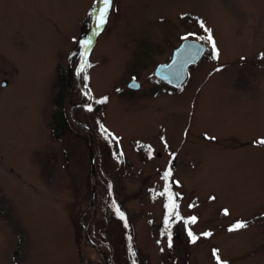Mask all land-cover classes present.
<instances>
[{"label": "rangeland", "instance_id": "rangeland-1", "mask_svg": "<svg viewBox=\"0 0 264 264\" xmlns=\"http://www.w3.org/2000/svg\"><path fill=\"white\" fill-rule=\"evenodd\" d=\"M102 7L0 0V264H264V0H113L97 30ZM185 39L210 49L170 90ZM169 169L189 222L166 236Z\"/></svg>", "mask_w": 264, "mask_h": 264}, {"label": "water", "instance_id": "water-1", "mask_svg": "<svg viewBox=\"0 0 264 264\" xmlns=\"http://www.w3.org/2000/svg\"><path fill=\"white\" fill-rule=\"evenodd\" d=\"M204 51L205 47L196 41H183L174 50L172 59L168 64L157 66L154 72L155 76L174 88L180 87L186 80L187 68L197 63L201 59ZM88 52L89 47L86 50L87 55ZM87 55L83 58V62L86 60ZM2 85H5V83ZM127 88L137 90L140 88V85L137 81H131L127 84Z\"/></svg>", "mask_w": 264, "mask_h": 264}, {"label": "snow or ice", "instance_id": "snow-or-ice-1", "mask_svg": "<svg viewBox=\"0 0 264 264\" xmlns=\"http://www.w3.org/2000/svg\"><path fill=\"white\" fill-rule=\"evenodd\" d=\"M102 4H103V7L99 9L98 11V14L96 16V28L97 30H100L103 28L104 24L107 23V17H108V13H109V10L111 9L112 7V4H113V0H102ZM201 27H204L203 25V22H201ZM206 31L209 32V35L207 36V40L209 42H211V45H212V58L214 59H218L219 58V51L218 49L216 48V42L215 40L212 38V35H211V32L210 30H207ZM98 34V31L97 33ZM200 39H205L204 37H200ZM92 43L91 39L89 40H86V41H83L82 42V47H85L87 48L90 44ZM201 51H203V49H201ZM87 53H81V57L84 58L86 57ZM220 69H217V71H219ZM81 72L84 71V68L83 66L81 67L80 69ZM106 99V98H105ZM100 103H103L104 100H101L99 101ZM89 111H91V108L89 107L88 109ZM211 139H215L214 137H211ZM259 144H262L264 145V139H261L259 141H257ZM171 176V169L165 171L163 173V176H162V179H164L165 181H168L169 178ZM159 195H162V196H166L169 200V203L165 205L166 208L169 209V214L170 215H175L177 218H180L179 217V213L177 211L179 205L176 203V200H175V196L176 194L175 193H172L171 190H170V184H167L165 185V188H164V191L159 193ZM118 215L120 216L121 219H124V214L122 212H120L119 208L116 209ZM225 212L227 213V210H225ZM196 221V218L195 217H192L191 218V222L192 223H195ZM189 221H185V223H188ZM166 223H167V220H166ZM247 225L245 223H237L236 225H234L232 228L229 229V231H234V230H238V229H241V228H245ZM188 235L192 238L193 242H195V240L197 239V237L195 235H193V233L191 231H189ZM205 236H209L211 235V233H204ZM134 254V253H133ZM214 256L217 260V264H227L226 261H221L220 257L216 254V250H214Z\"/></svg>", "mask_w": 264, "mask_h": 264}, {"label": "trees", "instance_id": "trees-1", "mask_svg": "<svg viewBox=\"0 0 264 264\" xmlns=\"http://www.w3.org/2000/svg\"><path fill=\"white\" fill-rule=\"evenodd\" d=\"M75 80H76V76L73 77ZM75 91L79 93V96H78V99H76L78 102V105L81 104V103H85V99H83V96L87 97V94L85 93V90H83V88L81 86H78L77 84H75ZM57 106L60 110H58L57 112V118L54 119V123H56L57 125L54 127L55 129L59 130V131H63V130H67V126H66V123H67V117L66 119H64L63 115H62V112H61V109H62V103L61 101H57ZM86 108H89V107H85V104H82L81 106H78V111H81L82 113H88L90 114L89 112H87V109ZM92 115H93V120L94 121H97L98 120V117H97V114L95 113V111H91ZM81 125H87L86 121H84V123H81L79 122ZM77 127H80L79 125H77ZM89 127V126H88ZM81 128H84L83 126ZM55 129H53L55 131ZM55 134V132H54ZM56 135V134H55ZM57 137H59L57 135ZM167 184H170V190L171 192L173 193V190H172V184L171 182L168 180L165 182V185ZM165 188V186H164ZM164 188L162 190V192L164 191ZM164 197V200H165V205L169 203V200L166 196H163ZM175 200H176V203L179 205L176 197H175ZM178 213H179V217L180 218H177L175 215H170L169 214V209L168 208H165V214H164V218H163V223L161 224V234L163 235H166V236H170L172 234V232H174L177 227L183 222L185 223V221H188V218H184L183 215L180 213V209L178 207L177 209ZM166 220H167V223H166ZM170 229V231H169ZM92 240V239H91ZM134 258V255L133 253L129 255V260L132 261Z\"/></svg>", "mask_w": 264, "mask_h": 264}, {"label": "bare ground", "instance_id": "bare-ground-1", "mask_svg": "<svg viewBox=\"0 0 264 264\" xmlns=\"http://www.w3.org/2000/svg\"><path fill=\"white\" fill-rule=\"evenodd\" d=\"M227 50L230 51L228 48ZM112 121L117 124V121L114 118L112 119Z\"/></svg>", "mask_w": 264, "mask_h": 264}, {"label": "flooded vegetation", "instance_id": "flooded-vegetation-1", "mask_svg": "<svg viewBox=\"0 0 264 264\" xmlns=\"http://www.w3.org/2000/svg\"><path fill=\"white\" fill-rule=\"evenodd\" d=\"M169 61V60H168Z\"/></svg>", "mask_w": 264, "mask_h": 264}]
</instances>
